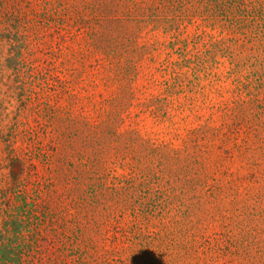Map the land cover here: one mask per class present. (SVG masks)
Wrapping results in <instances>:
<instances>
[{
    "label": "rangeland",
    "instance_id": "374dc122",
    "mask_svg": "<svg viewBox=\"0 0 264 264\" xmlns=\"http://www.w3.org/2000/svg\"><path fill=\"white\" fill-rule=\"evenodd\" d=\"M189 4L193 17L177 30L164 32L133 12L138 22H105L106 31L118 33L108 32L93 45L88 33L94 13L66 18L69 25L58 31L39 25L30 58L45 80L26 79L23 92L24 76L0 67V189L25 168L26 189L39 191L40 204L69 213L88 231V261L137 264L131 249L133 231L140 228L148 249L143 264H194L191 245L222 244L227 215L239 220L249 241L257 231L254 239L264 247V183L239 167L257 159L258 139L264 143V47L223 13L206 17L205 5ZM6 5L36 18L43 10L36 0ZM100 40L113 47L110 58L95 49ZM223 130L233 138L229 144L214 135ZM223 178L243 179L260 195L209 196L206 188L215 189ZM60 223L54 225L58 236ZM229 229L237 234L239 225L232 221ZM54 240L44 233L43 255L57 256L60 243ZM250 255L258 264V255ZM218 263L240 261L228 254Z\"/></svg>",
    "mask_w": 264,
    "mask_h": 264
},
{
    "label": "trees",
    "instance_id": "16d2710c",
    "mask_svg": "<svg viewBox=\"0 0 264 264\" xmlns=\"http://www.w3.org/2000/svg\"><path fill=\"white\" fill-rule=\"evenodd\" d=\"M36 1L43 9L39 14L41 16L39 18L29 17L19 8L9 9L7 8L6 0H0V67L1 69H10L18 76H24L25 79H20L22 84L21 92L25 89L26 79H28L29 84L35 78L45 80L43 73H35V68L30 58L31 43L38 37L37 34L32 37V31L40 27L39 25L53 26L58 31L69 25L68 22H65L66 18L72 20L76 17L78 19L86 11L89 14L94 13L95 17H92L94 22L89 25L91 31L88 33L89 41L93 45L98 37L104 39L103 36L107 35L108 32L110 34L118 33L115 30L106 31L103 25L105 22H109L111 26L112 23L122 22L125 17L127 20H137L132 15L133 12H140V15L144 17L141 21H146L147 25L152 24L157 28H162L164 32H169L173 29L177 30L185 20L190 21L189 19L193 17L189 14L190 0H97V2L80 0V4H76V6H65L62 0ZM197 2L207 7L209 14H206V17L213 15V12L223 13L225 19L230 20V25L245 29L248 38L256 39L258 45L262 46V48L264 47V4L262 2L251 5L245 4L244 0H197ZM249 6H251L254 14L248 13L250 10ZM119 10L122 13L118 15L117 12ZM31 11L33 12V10ZM69 11L71 12L66 17ZM245 16L251 17L253 22L243 18ZM83 20L87 19L84 17ZM244 22H248L249 25H244ZM106 43L100 40V44H95L96 46L94 47L95 49H100V51L102 50L110 58L114 50L113 47L106 45ZM90 45H88L86 50L93 49ZM4 50L5 57L3 55ZM19 94L22 95V93ZM23 105H25V102H23ZM226 115L229 114L226 113ZM227 126L229 130L230 127L229 125ZM231 132L234 131L230 130L229 133ZM214 135L215 137L219 136L224 144H229L233 140L232 137L225 133V130H223V133H214ZM160 147L161 145L154 146V149L157 150ZM254 149L258 153V160L256 159L249 164L246 162L247 164L245 163V165L243 164V166L240 165L239 167H242L240 170L243 175L246 174L247 176L246 171H251L250 176L256 182L261 180L264 183L263 141L258 139ZM237 150L242 153L240 148H237ZM15 160L19 162L21 167H24L25 163L22 159L16 157ZM83 161V158H79V164L85 165ZM23 173H25V168L20 170L10 184L0 189V264H101L102 259L100 263H97L95 259L93 261L86 259L93 250V248L84 244L85 240H83V237L88 231L84 230V227H81L76 220L73 221L72 218H69V213L58 214L47 203L41 202L40 204L38 201L39 191L34 189L30 192L26 189V179ZM224 179H221L216 184L215 189L206 188L209 191V196H213L214 192H233L235 195L242 194V196L247 198L253 196L251 193L260 195L258 192L254 193L251 191L252 187L249 186L248 182H243V179L239 181ZM245 179L249 181L248 178ZM237 185L240 186L238 187ZM46 187L49 190V184ZM96 195V190L90 187V198ZM84 203L85 198L81 199L80 204ZM92 205H94L93 202L89 204V206ZM81 214L83 216L87 215L86 212ZM261 215L264 217L263 214ZM224 217L228 221L226 223V229L228 228V230L224 234L222 244L209 245L207 248L191 245L197 258V262L194 264H219L218 259H222L228 254L235 256L240 261L239 264H254V260L252 262L249 261L250 253L252 252L254 256L258 255V264H264V247L259 244L258 240L254 239L258 232H254L253 240L249 241L247 239L248 233L246 232L245 235L242 234L243 232L241 233L240 226L242 225L239 220H230L228 215ZM232 221L239 225L237 234L229 229ZM58 222H61L59 227H62L59 232L60 236H58L57 228L54 226ZM251 230L255 231V229ZM49 231L55 235L54 242L60 243L58 250H56L57 256L55 258L43 255L39 247L40 241L44 238V233ZM144 245L147 244L142 242L140 228L135 229L133 231L132 256L131 254L130 256L132 261L134 260L137 264L146 262L144 256L148 254V249ZM155 260L152 259L149 264H156Z\"/></svg>",
    "mask_w": 264,
    "mask_h": 264
}]
</instances>
